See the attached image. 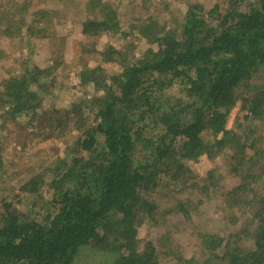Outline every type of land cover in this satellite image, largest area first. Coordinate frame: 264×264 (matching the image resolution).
<instances>
[{
    "label": "rangeland",
    "instance_id": "1",
    "mask_svg": "<svg viewBox=\"0 0 264 264\" xmlns=\"http://www.w3.org/2000/svg\"><path fill=\"white\" fill-rule=\"evenodd\" d=\"M230 3L0 0V211L11 203L30 216L44 213L52 196L49 180L75 156L77 140L95 124L97 105L112 78L157 51L159 36L173 34L179 40L191 6L200 5L215 24ZM18 84L22 94L36 95L40 104L13 116L11 90ZM250 86L264 87V68ZM182 88L175 81L164 94L182 96ZM245 101L238 99L228 109L226 126L234 137L211 147L212 154L173 165L151 195L158 207L151 218L142 217L135 244L143 251L150 242L157 263L226 264L221 258L225 242L252 247L254 205L264 199V118L251 119ZM201 137L212 146L210 131ZM241 182L247 185L245 203L232 207L229 195ZM79 259L80 264H106L111 255L83 250Z\"/></svg>",
    "mask_w": 264,
    "mask_h": 264
},
{
    "label": "trees",
    "instance_id": "2",
    "mask_svg": "<svg viewBox=\"0 0 264 264\" xmlns=\"http://www.w3.org/2000/svg\"><path fill=\"white\" fill-rule=\"evenodd\" d=\"M200 10L198 4L188 9L179 40L159 36L157 51L106 85L95 124L48 182L52 196L44 213L30 216L4 205L0 264H80L83 250L111 255L106 264H159L151 243L138 251L135 238L142 217L156 213L151 195L161 180L183 159L212 154L211 147L234 137L226 124L238 99L249 103L251 119L264 118V87H249L264 68V0H231L215 24ZM175 81L183 85L182 96L165 95ZM11 93L13 116L40 104L36 95L22 94L19 84ZM206 131L214 137L212 146L201 137ZM245 187L241 182L229 195L232 207L245 203ZM254 206L252 247L225 242L226 264H264V199Z\"/></svg>",
    "mask_w": 264,
    "mask_h": 264
}]
</instances>
